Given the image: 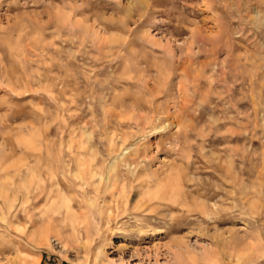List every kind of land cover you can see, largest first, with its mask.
<instances>
[{"label":"rangeland","instance_id":"1","mask_svg":"<svg viewBox=\"0 0 264 264\" xmlns=\"http://www.w3.org/2000/svg\"><path fill=\"white\" fill-rule=\"evenodd\" d=\"M24 262L264 264V0H0Z\"/></svg>","mask_w":264,"mask_h":264},{"label":"bare ground","instance_id":"2","mask_svg":"<svg viewBox=\"0 0 264 264\" xmlns=\"http://www.w3.org/2000/svg\"><path fill=\"white\" fill-rule=\"evenodd\" d=\"M12 89V88H11ZM62 185V184H61ZM25 198V197H24ZM155 207V206H154ZM189 207V206H188ZM203 208V207H202ZM205 208V207H204ZM24 209V208H23ZM24 264H27V262H24Z\"/></svg>","mask_w":264,"mask_h":264}]
</instances>
